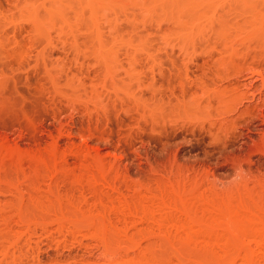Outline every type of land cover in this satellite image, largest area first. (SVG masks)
<instances>
[{
  "label": "rangeland",
  "instance_id": "1",
  "mask_svg": "<svg viewBox=\"0 0 264 264\" xmlns=\"http://www.w3.org/2000/svg\"><path fill=\"white\" fill-rule=\"evenodd\" d=\"M264 0H0V264H264Z\"/></svg>",
  "mask_w": 264,
  "mask_h": 264
},
{
  "label": "bare ground",
  "instance_id": "2",
  "mask_svg": "<svg viewBox=\"0 0 264 264\" xmlns=\"http://www.w3.org/2000/svg\"><path fill=\"white\" fill-rule=\"evenodd\" d=\"M262 84L264 85V76H263V79H262Z\"/></svg>",
  "mask_w": 264,
  "mask_h": 264
}]
</instances>
